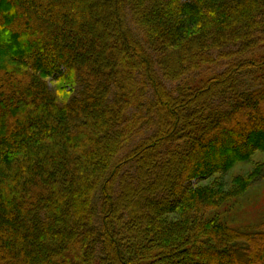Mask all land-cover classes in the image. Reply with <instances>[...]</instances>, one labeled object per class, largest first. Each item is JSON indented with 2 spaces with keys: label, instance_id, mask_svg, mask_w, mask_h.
<instances>
[{
  "label": "trees",
  "instance_id": "16d2710c",
  "mask_svg": "<svg viewBox=\"0 0 264 264\" xmlns=\"http://www.w3.org/2000/svg\"><path fill=\"white\" fill-rule=\"evenodd\" d=\"M256 151L264 0H0V264H264Z\"/></svg>",
  "mask_w": 264,
  "mask_h": 264
},
{
  "label": "rangeland",
  "instance_id": "374dc122",
  "mask_svg": "<svg viewBox=\"0 0 264 264\" xmlns=\"http://www.w3.org/2000/svg\"><path fill=\"white\" fill-rule=\"evenodd\" d=\"M214 102L216 105L220 101L218 99ZM157 156H160V160L166 158L162 155ZM173 166L177 168L178 164ZM255 172L258 174L251 175ZM241 181L248 182L246 190L234 200H229L224 207L214 208L215 210L212 209L207 215L208 217L217 215L222 219L221 222L232 229L255 230L264 221V151H256L247 161L235 164L225 173H217L204 178L198 182V185L221 188V191L226 192L230 189H239L238 182ZM165 217L175 219L177 213L166 214Z\"/></svg>",
  "mask_w": 264,
  "mask_h": 264
}]
</instances>
